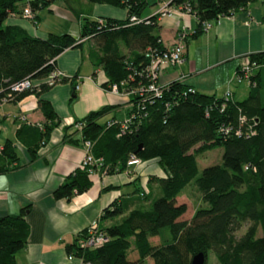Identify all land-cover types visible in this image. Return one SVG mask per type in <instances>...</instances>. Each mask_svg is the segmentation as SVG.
<instances>
[{"label": "trees", "instance_id": "16d2710c", "mask_svg": "<svg viewBox=\"0 0 264 264\" xmlns=\"http://www.w3.org/2000/svg\"><path fill=\"white\" fill-rule=\"evenodd\" d=\"M51 1L0 0V103L2 99L4 103L14 102L27 94L36 96L44 121L41 129L25 127L23 132L29 139L37 137L39 145L45 143L58 121L49 103L38 98L49 86L39 83L20 91H12L10 86L21 79L43 77L54 67V57L61 50L79 43L65 32L32 36L18 25L5 24L4 19L21 14L26 7L31 14L27 18L34 22L35 11ZM89 1L125 8L126 12L122 19H81L79 38L89 36L99 50L94 55L105 75L101 85L114 83L117 90L126 92L142 86V68L147 62L144 52L164 47L155 30L157 14L139 17L145 0ZM254 1L169 0L168 5L187 2L199 25L200 21L229 15ZM262 12L264 18V4ZM129 16L141 20L130 22ZM248 58L258 63L264 59V52L250 53ZM70 79L63 77L59 82ZM247 86L244 99L232 100L230 96L224 99L194 89L187 91L190 86L173 80L166 83L158 98L145 100L137 113L138 96L130 92L131 107L126 116L135 114L123 130L116 123L106 126V121H99L113 104L74 119L71 126L81 123L78 135L72 137V132L63 131L62 141L82 146L87 140L91 156L100 159L99 166L105 167L106 172L122 170L130 156L137 160L156 158L164 177L154 179L159 195L146 206L134 207L123 215L115 201L103 207L99 221L119 215L108 225L99 224L105 241L94 247H79L81 230L70 243L64 244L66 254L80 257L83 264H134L145 257L150 264H188L191 254L200 251L204 257L202 264H206L207 251H211L217 264H264V84L259 102L255 97V74H251ZM239 113L244 117L241 124L237 121ZM213 147L221 148L220 162L198 170L196 156ZM27 152L33 157L34 149ZM15 161L13 146L5 139L0 145V172ZM88 174L86 166L74 168L50 191V196L68 199L80 193L89 185ZM186 185H192L198 194L197 205L187 220L178 219L185 205L175 202ZM135 192L144 197L141 189ZM27 207L0 215V264H14V253L25 244ZM243 225L242 232L236 234ZM153 235L159 237L158 244H150L147 237ZM130 248L136 254L135 260L127 258Z\"/></svg>", "mask_w": 264, "mask_h": 264}, {"label": "crops", "instance_id": "0c3cea01", "mask_svg": "<svg viewBox=\"0 0 264 264\" xmlns=\"http://www.w3.org/2000/svg\"><path fill=\"white\" fill-rule=\"evenodd\" d=\"M60 1L52 0L36 10L34 22L21 14L4 19L5 24L18 25L37 37H44L46 33L60 34L55 31L59 27L61 33L70 34L79 43L64 48L54 57V66L71 79L54 83L38 95L49 103L58 118L43 145H39L37 137L29 139L23 132L25 127L41 129L44 121L36 96L27 94L17 101L0 104V145L5 139L10 140L16 155L15 163L0 172V215L14 214L21 206H28L24 213L28 233L24 246L14 253V264H77L75 258L66 259L64 244L70 243L92 220L97 227L116 221L119 215L98 220L101 209L112 201L121 207L120 215L134 207L146 206L159 195L154 179L164 177L156 158L138 159L135 163H125L120 171L106 172L105 167L96 166L88 174L90 182L85 190L68 199L50 196V191L64 176L79 166L84 153L81 144L62 141V132L77 136V128L75 132V127L70 125L73 120L103 105L115 106L99 118L100 122L122 120L131 107L128 92H111L101 85L105 75L95 63L97 56L94 55L99 50L89 36H78L82 18L122 19L126 15L125 8L89 0ZM151 2L154 6L146 16L162 5L173 6L168 5L169 0ZM263 4L264 0H255L229 15L218 16L206 29H201L191 14L158 16L155 30L162 46H170L180 33L183 38L180 62L160 65L157 82L176 80L197 92L219 96L227 78L246 55L264 52ZM43 11L54 12L58 15L57 21L63 18L59 23L66 22V25H42ZM252 73L258 81L255 97L259 102L263 98L264 65L253 68ZM232 79L231 76L229 82ZM39 81L40 78L31 79L32 83ZM232 85L233 88L226 86L230 98L244 99L248 92L246 83L241 80ZM28 149H34L33 157H29ZM135 189H141L144 197Z\"/></svg>", "mask_w": 264, "mask_h": 264}, {"label": "built area", "instance_id": "2783aa9c", "mask_svg": "<svg viewBox=\"0 0 264 264\" xmlns=\"http://www.w3.org/2000/svg\"><path fill=\"white\" fill-rule=\"evenodd\" d=\"M157 16H171V15H176V14H181V13H186V14H191L194 16L193 12L190 10L189 5L187 2H183L179 5L176 6H166L162 5L156 12ZM22 16L24 17H30V12L29 10L24 7L21 13ZM195 17V16H194ZM129 21L130 22H138L141 19L139 18H134L133 16H129ZM210 21H200L199 26L201 29H206L209 27ZM183 38V34L180 33L177 36V40L172 43L170 46H165L160 50H146L144 52V56L147 59L146 64L142 68L143 72V77L145 78V83L140 86H136L133 89H130L128 91V94L131 92L132 94H137L138 99L137 103L135 104V113L139 112L142 110V103L147 100L149 101L148 98L150 97H156L158 98L161 94V91L166 87V83H158L157 82V73L159 70L160 65L164 64H175L180 62L181 60V43L180 40ZM260 64H264V59L261 60L260 62H255L253 60H249L248 55L242 59V61L238 64L236 70H234L232 74V78L236 81H244L246 85L249 84V78L252 74V69L257 67ZM68 78L65 76V74L57 69L55 66L52 67L43 77L40 78V81L37 83H32L30 79H21L15 83H13L10 86V89L12 91H20L32 86H36L39 83H43L47 86H51L54 83L59 82L61 78ZM76 85H74V88ZM106 89L111 92H116V85L114 83H108L106 84ZM187 91H193V88L187 87ZM8 96V94L6 95ZM229 96V90L226 88L224 92L222 93L221 97L224 99ZM5 99H2L1 103H4ZM134 112H131L130 115L126 116L122 120L115 121V120H108L106 121V126L110 125L112 123H116L118 125V128L120 130H123L124 128L127 127V124L131 118L134 117ZM244 120V117L242 114H238L237 116V121L238 124H241ZM81 123L75 122L74 127L75 128H80ZM226 132V127L224 129ZM82 148H83V156L80 160L79 166H86L88 173H92L94 168L96 166H99L100 164V159L95 158L91 156L89 152L90 148V143L87 140H84L82 142ZM137 159L133 157H129V159L126 161V164H131L135 163ZM106 237L104 234L99 231L96 221L92 220L84 229H83V235L77 240V244L79 247H94L97 245H100L102 242H104ZM75 258L77 260V264H83L82 260L80 257H75L72 254H66V259H72ZM87 264V263H85Z\"/></svg>", "mask_w": 264, "mask_h": 264}, {"label": "rangeland", "instance_id": "374dc122", "mask_svg": "<svg viewBox=\"0 0 264 264\" xmlns=\"http://www.w3.org/2000/svg\"><path fill=\"white\" fill-rule=\"evenodd\" d=\"M66 1V0H64ZM56 2V0H55ZM59 2H61L59 0ZM148 3L145 4V6L143 7V9L140 12V18H144L146 17L145 14H147L150 9L153 8L154 4L151 2V0H147ZM58 3V2H57ZM42 14L44 15L43 18H41V24L44 25L45 24H54L56 27L57 26H61V25H66V22L59 23L62 22V19H59V22L57 21L58 19V15H55L54 12L53 13H46V11H43ZM57 33H61L60 32V28L57 27L56 30ZM123 52H125V50L121 47L120 48ZM233 74V72H232ZM231 74L229 76V78H227L226 82L223 85V90L221 92L220 95H222V93L224 92L227 84H228V88H233L232 83H234L235 80H230L231 78ZM228 82V83H227ZM243 82V81H242ZM244 84V83H243ZM246 86V85H245ZM219 95V96H220ZM220 153H221V148L220 147H213L211 149L208 150H204L202 152H200L197 156H196V163H197V167L198 170L201 169L203 166L206 165H211V164H217L220 162ZM157 160V159H156ZM176 203H184L185 205V210L184 212L178 217V219H185L187 220L188 217L190 216L193 208L197 205L198 202V194L196 192V190L194 189V187L192 185H186V187H184L182 189V191L180 192V194L178 195V197L175 199ZM244 228V225L241 226L237 231L236 234H239L240 232H242ZM150 244H158L160 242L159 237H157L156 235L153 236H148L147 237ZM127 258L129 260H135L136 259V254L135 252L130 248L127 251ZM135 262V261H134ZM150 259L148 257L143 258L141 261L136 262L134 264H150ZM206 264H217L214 260L213 254L211 251H207L206 254Z\"/></svg>", "mask_w": 264, "mask_h": 264}, {"label": "water", "instance_id": "95a60500", "mask_svg": "<svg viewBox=\"0 0 264 264\" xmlns=\"http://www.w3.org/2000/svg\"><path fill=\"white\" fill-rule=\"evenodd\" d=\"M203 254L200 251H197L193 254H191L189 260H188V264H202L203 262Z\"/></svg>", "mask_w": 264, "mask_h": 264}]
</instances>
